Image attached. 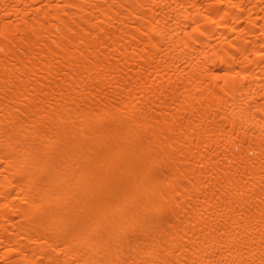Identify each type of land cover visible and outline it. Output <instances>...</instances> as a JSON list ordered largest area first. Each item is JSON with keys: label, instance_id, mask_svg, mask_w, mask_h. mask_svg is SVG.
Wrapping results in <instances>:
<instances>
[{"label": "bare ground", "instance_id": "obj_1", "mask_svg": "<svg viewBox=\"0 0 264 264\" xmlns=\"http://www.w3.org/2000/svg\"><path fill=\"white\" fill-rule=\"evenodd\" d=\"M0 264H264V0H0Z\"/></svg>", "mask_w": 264, "mask_h": 264}]
</instances>
